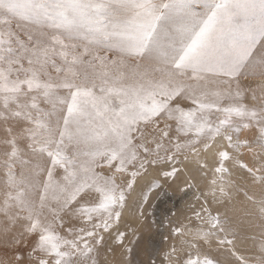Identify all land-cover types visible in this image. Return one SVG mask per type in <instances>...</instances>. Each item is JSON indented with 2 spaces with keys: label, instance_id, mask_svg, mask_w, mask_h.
<instances>
[{
  "label": "snow or ice",
  "instance_id": "snow-or-ice-1",
  "mask_svg": "<svg viewBox=\"0 0 264 264\" xmlns=\"http://www.w3.org/2000/svg\"><path fill=\"white\" fill-rule=\"evenodd\" d=\"M191 161L209 191L159 264H220L213 241L249 264L208 196L231 198L229 163L264 187V0H0V231L33 238L27 264H98L137 178Z\"/></svg>",
  "mask_w": 264,
  "mask_h": 264
},
{
  "label": "rangeland",
  "instance_id": "rangeland-1",
  "mask_svg": "<svg viewBox=\"0 0 264 264\" xmlns=\"http://www.w3.org/2000/svg\"><path fill=\"white\" fill-rule=\"evenodd\" d=\"M259 82L253 79H242L240 83L242 88L247 85L256 88L260 84ZM242 102L249 107L257 106L260 103L259 100L252 99L251 92H245ZM245 137H251V132H242L241 139ZM201 159H206L209 165L214 164L211 153L206 154ZM178 167L180 170L176 176L167 180L162 176L163 170H170L167 165L150 168L146 173L147 175L138 177L134 191L127 200L120 223V229L126 232L127 238L124 244L120 245L114 239L115 232H113L112 237L105 234V241L98 246L96 256L98 264H153V262L159 264L163 258V253L177 242L176 238L171 237L170 228L188 223L187 218L193 215V210H199L200 205L204 203L212 179V173L202 174L195 161L185 162ZM228 167L232 173L231 180L236 188L229 190L230 199L212 202V198L208 196L210 207L214 213L219 211L222 218L228 219L235 234L234 250L237 254L243 256L249 264H259L260 259L264 258V254L260 252L264 222L256 214L252 202L245 199L243 191L246 190L249 196L260 199L264 196V187L259 184H253L248 188L245 184L243 187L242 183L246 179L250 180V177L233 163H229ZM237 170L239 171L238 174L236 173ZM103 171L107 172V169ZM120 179L118 175L117 181L120 182ZM153 181L159 182L161 187L149 192V185ZM250 187H258L259 189L257 193H253ZM260 188L261 191L259 192ZM237 189L240 190L239 193ZM145 193H148L149 205H143L145 211L144 215L141 216L139 206ZM67 223L66 220V225ZM16 233L18 235L19 229L16 230ZM62 234H64L63 231ZM153 239L154 241H152ZM33 243L32 237H24L22 242L15 243L11 233L6 235L0 231V264H16V256L24 258L25 264H27ZM209 251L220 264H236L235 258L228 251H221L216 248L215 241H213Z\"/></svg>",
  "mask_w": 264,
  "mask_h": 264
},
{
  "label": "bare ground",
  "instance_id": "bare-ground-1",
  "mask_svg": "<svg viewBox=\"0 0 264 264\" xmlns=\"http://www.w3.org/2000/svg\"><path fill=\"white\" fill-rule=\"evenodd\" d=\"M257 82V81H256ZM259 83H261V82H259ZM254 84V83H253ZM245 160L246 161H248L249 163H251L250 161V157L248 156V155H245ZM151 172V171H150ZM238 170L236 171V173L238 174ZM153 174V173H152ZM236 174V175H237ZM147 175V174H146ZM246 175V174H245ZM153 176V175H152ZM242 176V175H241ZM143 177V176H142ZM244 177V176H243ZM245 179H246V177H244ZM138 179V178H137ZM153 179H154V177H153ZM240 181V180H239ZM238 184H240V183H238ZM243 184V185H242ZM241 185L243 186V187H245V184H246V186H247V188H248V186H251V185H253V183L251 182V179L250 180H245V182H243ZM251 188V190H252V192L253 193H257V190L259 189L258 187H254V188H252V187H250ZM261 191V188H260V190H259V192ZM264 191V190H263ZM262 191V192H263ZM261 196V195H260ZM257 197H259V196H257ZM149 203V202H148ZM147 203V205H149ZM128 214V213H127ZM125 217V216H124ZM133 221V220H132ZM129 223V222H128ZM140 223V222H139ZM125 224V223H124ZM157 224V223H156ZM136 225V224H135ZM158 225V224H157ZM122 226V225H121ZM130 226H131V224H130ZM126 228V227H125ZM132 228V227H131ZM160 228V227H159ZM155 234V233H154ZM159 237V236H158ZM156 238V237H155ZM8 240V239H7ZM152 241H154V239L152 240ZM155 244V243H154ZM252 249V248H251ZM253 251V250H252ZM258 251V250H257ZM257 251H255V252H257ZM261 252V251H260ZM258 254V253H257Z\"/></svg>",
  "mask_w": 264,
  "mask_h": 264
}]
</instances>
